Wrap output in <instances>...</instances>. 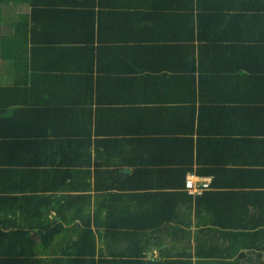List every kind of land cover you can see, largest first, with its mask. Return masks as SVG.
<instances>
[{"label": "trees", "instance_id": "trees-1", "mask_svg": "<svg viewBox=\"0 0 264 264\" xmlns=\"http://www.w3.org/2000/svg\"><path fill=\"white\" fill-rule=\"evenodd\" d=\"M204 1L0 0V59L9 61L18 74L12 86L0 87V115H7L8 109L12 111L8 115L10 123L6 125L10 133L7 137H11L4 144L8 146L9 139L15 137L19 147L15 146L11 152L18 156L23 153L22 160L10 166L5 161L7 156L0 161V195L5 194L0 196V264H242L241 260L248 262L251 254L264 260V190H257L258 186L264 187V183H242L252 189L248 191L206 192L210 186L231 189L239 185L226 180L217 183L218 173L213 172V181L206 190L189 194L184 188L183 175L190 171L191 148L185 154L188 165L179 170V182L140 184L133 181L142 171L138 167L129 175L117 178L118 170L112 158L126 166L130 161L123 158L119 149L121 141L115 137L117 133L101 129L104 122L98 120L96 110L91 113L92 99L98 103V96L93 93L90 76L87 82L83 79L78 82L80 77L72 71L57 73L68 62L62 60L61 50H70L68 47L73 53L82 47L89 50L95 41L97 18L104 15L107 24L104 27H117L122 20L142 18L152 30L155 24L163 21L185 23L194 20L195 43H207L210 52L222 48L224 38H214L218 35L214 27L218 17L215 13L222 14L221 11H229L232 7L225 8L215 0L206 1L204 5ZM17 3L28 5V12L20 15L16 23L6 24L1 6ZM261 5L262 8L241 5L235 14L227 15L240 14L238 18L245 29L257 24L264 26V4ZM103 8L105 14L101 12ZM123 39L121 33L116 42L122 43ZM236 41L245 44L230 45L234 51L237 48L264 49V45L246 44L251 42L248 38ZM204 46L198 48H206ZM44 60L51 61L47 68L56 65V69L37 68V63ZM62 77L68 81L64 82ZM150 79L158 81L155 76ZM26 123L32 125L33 130L28 132L30 128ZM16 166L20 168L14 172ZM92 170L93 176H90ZM143 171L152 176L157 171L160 174V170L155 169ZM238 171L240 176L235 178L241 179L240 182L255 180L257 174L264 173L249 168ZM1 174L10 176L3 178ZM17 178L20 184L14 186L12 181ZM30 178L32 186L27 187ZM123 178L127 181L123 182ZM18 185L24 189L16 191L24 194L21 198L11 197L10 192ZM153 187L160 190L154 191ZM137 188L148 191L122 192ZM91 191L95 193L93 198L98 207L94 205V211L88 214L76 206L88 207ZM78 192L84 194L74 196L73 193ZM123 196L135 198L138 205L142 203L139 210L132 213L130 209H119L117 203ZM11 200L18 204V213H5ZM251 206L256 207L257 213L250 212ZM211 211L214 220L206 222L212 225L211 229L192 232L188 229L192 215L196 224H203L205 221H200L202 213ZM69 222L76 223L67 228L62 226ZM169 236L172 239L167 247L159 249L158 260L141 262L144 259L140 251L130 263L128 258L121 256L135 246L145 254L152 245H161ZM190 241L194 243L192 247ZM123 242L129 244L123 253H118L116 246ZM170 244L184 247L172 254L176 248L169 247ZM109 246L114 247L113 252L109 258H103L102 250ZM231 258L234 260L228 262Z\"/></svg>", "mask_w": 264, "mask_h": 264}, {"label": "crops", "instance_id": "crops-1", "mask_svg": "<svg viewBox=\"0 0 264 264\" xmlns=\"http://www.w3.org/2000/svg\"><path fill=\"white\" fill-rule=\"evenodd\" d=\"M193 1L195 2L192 0V3ZM206 1L210 0H205L204 5ZM215 1L225 8L232 7L234 11L230 9L226 12L221 11L222 14L215 13L218 17L214 27L218 35H214V38L221 40L223 37L225 42L222 40V48H214L211 52L206 46L207 43L202 41L195 43L194 20L179 23L170 19L171 21L155 24L152 30L150 24L142 18L136 21L122 20L117 27H104L107 25L106 15L97 18L93 33L95 41L89 50L85 47L74 53L71 52V47H68L70 50L67 51L61 50L62 60L67 59L68 62L57 73L67 74L65 72L72 71L71 73L80 77L78 82L82 79L87 82L86 78L90 76L95 89L93 93L98 96V103L92 99L91 113L94 114L96 110L98 120L104 122L101 129L107 128L117 133L115 137L121 141L119 149L123 158L130 161V165L126 166L120 164L116 158H112L118 170L117 178L120 175H129L133 172V168L138 167L142 171H138L133 181L141 182L140 184L179 182L181 178L179 170L188 165L185 154L191 148V167L190 171H186L183 175V181L187 176H192L194 183L207 179L210 186L213 181L212 173L216 172L218 174L215 182L224 183L226 180L228 183L239 184L231 189L210 186L206 192L248 191L251 188L242 183L248 184L252 181L264 183L263 172L260 176L257 174L255 180L247 182L245 180L240 182L241 179L235 178L240 176L238 170L249 168L264 171V49L237 48L234 51L233 47H230L232 44H238L237 46L245 44L236 41L238 38L250 39L251 42L246 43L250 46H263L264 26L257 24L254 28L245 29L241 19L238 18L240 15L238 12L239 15H233V17L227 15L235 14L241 5L247 8H262L261 4H264V0ZM5 6L10 8V15L5 16L3 12L1 13L6 24L16 23L20 15L28 12V5L25 4ZM105 10L103 8L101 12L104 13ZM223 16L226 17L223 18ZM222 18L223 22L220 23ZM121 33L124 37L123 42L117 43L116 39ZM148 39L155 40L152 43ZM203 45L206 48H198ZM50 62L44 60L42 63H37V68L47 71L56 69V65L47 68ZM17 76V72L9 61L0 59V87L12 86ZM151 76H155L158 81L148 80ZM62 78L64 82L68 81L67 78ZM94 103H97L95 108ZM9 111L11 110H6L7 115H0V161L7 156L5 161L8 162V166L14 162L18 163L19 159L21 161L23 158L22 152L19 156L11 152L15 146L19 147L17 138L9 139L8 146L4 144L11 137H7L10 133L6 127L11 119L8 118ZM122 111H124L123 114H121ZM26 126L30 128L28 132L34 128L27 123ZM22 129L24 132L25 128ZM15 134L18 132L16 131ZM199 159L200 162H198ZM19 168L20 166L14 172ZM151 169L160 170V174H157V171L156 175L152 176L151 173L143 171H151ZM1 175L3 178L10 176ZM90 176H93V170ZM18 179L12 181L14 186L18 182L20 184L21 180ZM27 181H29L27 187L32 186V178ZM126 181L127 179L123 178V182ZM262 186H258L257 190L260 188L264 190ZM18 189H24V187L18 185L13 192H10L11 197L21 198L24 193L16 191ZM146 189L137 188L136 191L125 189L126 191L122 192L148 191ZM152 190L160 189L153 187ZM73 194L76 196L84 193ZM89 194L91 199L88 207H82L83 204L76 207L91 214L96 206L93 198L95 193L91 191ZM137 202L135 198L123 196L118 200L117 207L130 209L133 213L142 205V203L138 205ZM17 208L18 204L11 200V205L5 208L7 210L5 213L13 211L18 213ZM249 209L251 213H257L256 207L251 206ZM213 214V212L202 213L200 221L202 223L205 221L203 224H196L192 215V224L188 229L191 232L211 229L212 225L206 222L214 220ZM50 215L52 216L53 213ZM73 223L76 222L62 223V226L67 228L74 225ZM161 237L163 238V235ZM171 239L172 236H169L161 242V245L157 247L152 245L151 250L145 254L137 250L135 246L134 250L121 256L128 258L130 263L134 260V254L140 251L143 256L141 259H144L141 262H145L146 259L158 260L160 259L159 249L167 247ZM128 244L123 242L116 246L118 253H123ZM193 244V241L189 242L190 247ZM171 246L176 248L172 254L184 247L181 244L178 246L170 244L169 247ZM113 249V246L103 249V258H109ZM233 260L234 258H231L227 261ZM241 262L242 264H262L264 260L261 256L251 254L248 262L243 260Z\"/></svg>", "mask_w": 264, "mask_h": 264}, {"label": "built area", "instance_id": "built-area-1", "mask_svg": "<svg viewBox=\"0 0 264 264\" xmlns=\"http://www.w3.org/2000/svg\"><path fill=\"white\" fill-rule=\"evenodd\" d=\"M209 186L207 179H202L198 183L193 182L192 176H187L184 181V188L189 194H200L203 190H206Z\"/></svg>", "mask_w": 264, "mask_h": 264}, {"label": "rangeland", "instance_id": "rangeland-1", "mask_svg": "<svg viewBox=\"0 0 264 264\" xmlns=\"http://www.w3.org/2000/svg\"><path fill=\"white\" fill-rule=\"evenodd\" d=\"M25 9V8H24ZM21 10V9H20ZM3 12V15L8 16L10 15V8L9 6L2 5L1 6V13Z\"/></svg>", "mask_w": 264, "mask_h": 264}]
</instances>
